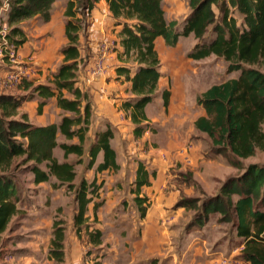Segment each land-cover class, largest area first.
<instances>
[{"label": "trees", "instance_id": "16d2710c", "mask_svg": "<svg viewBox=\"0 0 264 264\" xmlns=\"http://www.w3.org/2000/svg\"><path fill=\"white\" fill-rule=\"evenodd\" d=\"M101 0H69L66 11L63 63L50 85L34 86L25 83L24 89H33L39 97H56L57 106L64 112L60 124L39 127L31 124L26 114L20 115L25 97L0 94V244L13 218L20 214L18 189L8 175L16 159L31 163L34 183L50 182L54 188L67 186L75 191L78 203L74 227L79 236L83 230L88 243L103 244L101 230H91L88 211L101 186L97 179H82L78 186L75 166L59 162L54 150L60 147L64 157L84 155L86 132L91 122L88 95L77 86L78 72L87 56L82 55L80 36L87 26L86 20ZM110 14L121 27L116 57L111 61L119 77L131 82L132 98L124 102L135 125L134 134L141 138L147 121L145 109L158 97L162 78L161 60L156 41L163 38L168 47L177 46L181 37L193 35L199 44L190 58L200 61L211 56L227 63V72H240L238 78L228 79L206 90L197 99L207 116L199 118L196 128L205 133L212 143L213 153L229 155L233 167L240 168L237 160L248 159L257 151H264V0H190L191 14L182 29L176 21L168 22L163 0H104ZM56 0H7L10 40L23 45L26 34L20 27L24 21L51 19ZM239 16L237 18V16ZM243 20L239 23V20ZM213 32L210 38L209 31ZM90 57V56H89ZM66 93L68 95H66ZM171 93H162L164 107L168 108ZM45 102H41L39 113ZM73 115V116H72ZM61 133L67 140L77 138L79 144L57 142ZM114 133L110 128L99 132L89 149V168L96 173L118 171L117 153L112 147ZM102 161L96 165L99 155ZM234 157V158H233ZM44 165V169L41 168ZM151 174L143 163L138 164L133 192L138 210L145 216L147 199L139 196L145 186L151 185ZM155 176V175H154ZM233 197H237L234 201ZM95 204L94 217L97 218ZM177 207L220 213L224 219H237V235L243 241L242 256L246 264H264V166L252 164L238 178H229L221 188L219 197L196 206L194 198L182 197ZM54 237L49 251L50 259L64 260V228L54 225ZM151 264H157L153 261Z\"/></svg>", "mask_w": 264, "mask_h": 264}, {"label": "rangeland", "instance_id": "374dc122", "mask_svg": "<svg viewBox=\"0 0 264 264\" xmlns=\"http://www.w3.org/2000/svg\"><path fill=\"white\" fill-rule=\"evenodd\" d=\"M68 1L56 0L52 9V15L55 16V19L60 20L64 27L67 20L65 11ZM189 3L190 0H163L167 20L176 21L179 29L183 28L191 14ZM106 12L109 14H107L108 17L111 18L109 20L110 24L106 25L110 31V35H112L111 32L114 33L121 30V27L116 26V20L110 14L107 3L101 0L92 11L91 17L86 20L87 26L83 29L80 36V40H82L80 41V48L82 51L84 50L85 57L87 56L88 58L85 66L83 63L82 69L78 72L77 84L81 83L84 86L83 82H85L87 85H91L99 79L90 80L87 71L90 58L96 52L101 42L103 43L104 40L110 41L112 42L113 50L118 48L117 39H114V36H110L111 38L105 37V39L103 38L98 43L96 42V45L94 44L97 40V38L92 36L93 31H91V27L95 22L94 16L98 13L103 20V15ZM8 13L7 0H0V22L8 21ZM104 19H106L105 21L108 20L107 17ZM242 21L240 19L239 23L241 24ZM23 23L20 26L21 28L29 26L32 29L30 31L34 32L37 27L41 28L44 21L37 18L28 20V23L27 21ZM208 36L210 38L213 36L211 30ZM27 39L28 41L30 40V38ZM197 44H199V41L193 35H190L188 37H181L177 46L174 48L170 47L168 50L170 52H177L181 56L178 59H182V61L185 59L186 62H192L195 66V70H192L193 73H191V79L194 82L193 85L199 87V89L194 90L190 106L194 105L196 109L203 110L204 108L197 103L198 97L214 85L228 79L238 78L240 72L228 74L227 63L216 56H211L200 61L190 58V53ZM21 48L23 49V45L20 46ZM20 51L22 52V50ZM36 52L32 46L26 51V57L28 59L31 58V64L35 69H37V66L34 65L35 62L32 54ZM115 58L117 57L114 52L112 61ZM164 58H166L165 55ZM116 64L118 65L119 62H116ZM116 64L110 66L108 72H111V69H113L116 74L115 81L125 82L124 78L119 77L116 70H114ZM164 64L167 66V63ZM85 70L86 72H84ZM82 74H85L83 76L85 80L81 79ZM171 76L175 79L173 74L167 73V77L165 76V83L167 82L168 86L166 85L164 91L170 89L172 83ZM20 86L9 92L0 90V94L18 96L19 92L17 90ZM33 98L31 95L29 100ZM128 100L130 99L121 98L120 100H116L114 107L117 106V110H123L124 102ZM87 102L92 105L91 95H88V100L84 101V104ZM152 103L154 104L155 100ZM41 113L38 114L41 115ZM167 114L168 110L164 107L165 131L168 130L165 120ZM194 114L197 115L198 113L194 112ZM186 121L185 124L178 125L177 130L181 134H177V137L186 136L189 141L185 142L184 148L181 147L175 150L176 148L174 147L171 153L165 151L164 153L159 152V144L154 141L160 127L162 128L158 120L149 119L148 122L143 124L145 132L141 138H136L134 134L135 125L133 124L131 130H129V134H123L116 141L117 148L115 147V149L121 155V164L119 165L121 169L116 172L109 171L104 176H98L95 166L92 169L88 166L90 161L89 149L96 141H93V138L94 134L97 136L99 133L97 130L93 129L88 133V129L86 132L87 137L85 136L86 142L83 145L84 155L82 157H78L75 154L64 157V152L60 147L54 150V156L59 162L67 161L75 166L77 176L74 183L76 186L79 185L82 179L91 182L95 178L97 179V184L101 186L99 195L93 201L94 205L100 204L97 207L96 219L94 217L96 210L94 211V207L90 209L91 230L99 229L103 234V244L98 247L88 243L84 230L81 236L77 234L73 218L76 214L74 213V209L78 208V203L75 199V191H71L66 185L59 186V188L65 187L64 189H66L64 193L62 191L59 194L61 195L58 198L60 200L57 199L55 204L54 202L47 201L42 206L46 207L49 204L53 209L48 208L45 212H39L41 214L39 217V214L34 210L39 208L38 200H40L41 194H43L42 187L34 183V176L30 170L31 163H22L23 160L21 158L16 159L8 175L15 180L19 196L18 205L21 211L19 215L13 218L7 231L2 236L0 264H23L24 262L21 260V257L29 254V248H51L55 223H59L64 228V260L62 262L55 261L48 257L49 251L45 255L43 251L40 253V251L36 250L38 256L40 258L43 257L41 259L43 260L42 264H151L153 261H157V264H218L217 261L220 259H226L230 261V264H246L242 256L244 244L242 239L237 235V219L235 217L224 219L220 213H206L202 209L200 211L186 209L177 207L176 204L182 197L194 198L196 206L199 207L205 201L207 202L219 197L223 184L229 178H238L244 173L245 168L252 164L264 166V151H257L254 156L248 159H237L241 167H233L230 163L232 158L229 155H216L213 153L210 139L205 133L200 132L196 128V122L190 123V121ZM90 126L91 122L89 128ZM110 127L112 130L114 129L112 126ZM57 142L59 144H79L77 138L67 140L59 132L57 134ZM152 150L159 152L160 155H164V166L167 169L164 174V216L159 220L157 225L144 231L143 223L147 215H149L148 212L153 209L154 203L148 197H141L147 199L144 205L146 213L142 217V213L138 210L134 201L135 196L132 193L134 183L131 182L135 172L133 170L134 164L138 165L140 162H148L147 165H150V160L144 156ZM199 150L204 152L203 160L201 158V160L195 161L193 156L200 154ZM99 159L100 157H98L96 165ZM44 167V165H41L42 169ZM52 180L51 182H45L44 185L52 187L56 182L54 178ZM107 183V188L104 189L103 187ZM233 199L235 201L237 197H233ZM51 223L52 238H42V241H39L38 245H35L36 235L44 228L47 232ZM148 241L152 245V251L149 254L141 252V249L145 248ZM24 249L28 250V252ZM30 251L32 252V250Z\"/></svg>", "mask_w": 264, "mask_h": 264}, {"label": "crops", "instance_id": "0c3cea01", "mask_svg": "<svg viewBox=\"0 0 264 264\" xmlns=\"http://www.w3.org/2000/svg\"><path fill=\"white\" fill-rule=\"evenodd\" d=\"M107 14L108 12L105 13L106 16L103 15V20L102 18H100L98 13L94 16L95 22L91 27V31H93L92 36L94 38H97V40L94 43L95 45L98 43V41L102 40L103 38L105 39V37L111 38L110 36L112 37L114 36L113 37L114 39H119L118 31L114 33L111 32L112 35H110L109 33L110 31L106 27V25L110 24L109 20H111V18L108 17L109 14L108 15ZM105 17H107L108 19L107 21H105L106 20L104 19ZM168 22H172V21H168ZM22 30L26 34V38H30L29 41L27 39V41L23 44V49L22 48L20 49L22 50L21 53L23 54V56L25 57L27 56L26 51H28L29 47L31 46L34 51H37L36 53L32 54L35 62L34 65L37 66V73L30 81L31 82L34 81V86L50 85L54 79L55 74L58 72L59 68L63 63L64 56L62 54V50L67 45L68 42L65 36V27L63 23L60 20L55 19L54 15H51L50 21L44 22L41 28L37 27L36 30L34 29L35 30L34 32L30 31L32 29H30L29 26H27L26 28H22ZM156 49L161 60L162 78L159 82V86H158L159 95L155 99V103L148 104L145 109L147 116L146 122H148L149 119H155L161 123L162 128L160 127L159 133L156 134V139H154V141L159 144V152L164 153L165 151L171 153L174 147L176 148L175 150L181 147L184 148L185 142L189 141V139H187L186 136H182L181 138L177 137V134H181L180 131L177 130L178 125L185 124L186 120H187L186 122L190 121V123L191 122L194 123L197 121L198 118L206 117L207 114L204 109L199 110L196 109L194 105L190 106L192 97L194 96L193 93L194 90L199 89V87H195L193 85L194 82L191 79L192 77L191 73H193L192 70H195L194 69L195 66L192 64V62L187 61L188 62L187 63L185 59L183 61L182 59H178L181 56L177 52H170L168 50L170 49V47H168L165 44L163 38H159L156 41ZM81 52L82 55L85 57L84 50ZM164 55L166 56V58H164ZM164 63H167V66ZM111 70H112L111 72H108L105 76L99 78L96 82H94L91 85H87L85 82L82 81L84 86L81 83L77 84V86L79 87V89L83 94L91 95L92 98V105H91L92 120L88 133L91 132L93 129L97 130V132H103L107 128L111 129L110 126H112L114 129L111 130L115 135L112 141V147H114V150L117 153V162L120 165L121 155L120 152L115 149V147L117 148L116 141H118L119 138L123 136V134L125 135L129 134V130H131V126L133 125V123L131 121L130 113L126 111L124 106L122 107L123 110H117V106L114 107V103L116 100H120L121 98L131 99L133 96L131 93V82H127V81L121 82L118 80L115 81L116 74L114 73L113 69ZM84 72H86V70ZM4 73H5V67L3 66V64L0 63V75ZM167 73H169L170 75L173 74L175 76V79H173V77L171 76L172 83L170 89H167L170 91L171 96H170L169 106L167 108L168 114L167 117H165L167 123L166 128L168 129L166 130L167 131L166 133V131L164 130V106L162 100L163 99L162 93L164 92V89H166V85L168 86V83L167 82L165 83V76L167 77ZM198 73H199V69H198ZM84 75L82 74L81 79H83ZM110 77L111 79H109ZM25 83H23L20 86V88H18L17 90L19 92L18 96L26 98L22 108L20 109V115L26 114L28 116L29 122L39 127H44L51 124H60L64 112L57 106L56 97L50 99L41 98L38 96L37 93L32 92L33 91L32 88L25 90L23 86L25 85ZM31 95L34 98L29 100ZM66 95L68 94L66 93ZM41 102H45L46 105L43 107L42 113L40 115L38 114L39 113L38 109ZM194 112L198 114L196 115L194 114ZM95 140H96V136L94 134L93 141ZM159 152L152 150L146 156H144L145 158L150 160L149 162L150 165H147L148 162H143V164L145 163L149 173L152 175L151 185L143 187L139 196L148 197L154 203L153 209L148 212L149 215H147V218L143 223L144 231L153 228L155 225L159 223V220H161V218L164 216V179H165L164 174L166 173L167 169L164 166V155H160ZM199 153L200 154H196L195 156H193L195 161L201 160V158L203 157L204 152L199 150ZM99 157L100 159L98 160V164L102 161V154H100ZM137 168L138 165L134 164L133 170L135 172L131 183L135 182ZM107 172L109 171L98 173V176L101 175L104 176L107 174ZM52 178L50 182L53 181ZM107 185L108 183L103 188L104 189L107 188ZM39 186L42 187L43 194H41V198L40 200H38L39 208L35 209L34 211L38 213L40 217L41 212H45L46 209L48 208L53 209L51 208V205L49 206V204L46 207H42V206L45 203H47V201L51 203L54 202L55 204L57 199L61 196L59 194H61L62 191L64 193L66 189H64L65 187L54 188V186L52 187L45 186L44 183L39 184ZM132 193L136 197V193L134 192ZM92 204L90 205L88 211L89 217H91L90 209H92L94 205ZM76 212L77 209L75 208L74 213ZM73 224H74V218H73ZM45 237H49L50 239L52 238V223L48 227L47 232L45 231V228L39 231V233L36 235L35 238L36 239L35 245H38V242L42 241V238L45 239ZM151 248H152L151 242L148 241L146 242L145 248L141 249V252L149 254L152 251ZM29 249L32 250V252L30 250L28 252V250L24 249L29 254L28 255L26 254L23 257H21V260H23L24 262L23 264H42L43 260L41 259H43V257L40 258L36 250L40 251V253L43 251L45 255H47V251H50V248H29ZM65 249L67 250V248ZM66 260H67V253H66Z\"/></svg>", "mask_w": 264, "mask_h": 264}, {"label": "built area", "instance_id": "2783aa9c", "mask_svg": "<svg viewBox=\"0 0 264 264\" xmlns=\"http://www.w3.org/2000/svg\"><path fill=\"white\" fill-rule=\"evenodd\" d=\"M11 28L7 22L0 23V62L5 67V73L0 75V90L9 92L30 81L37 73L31 64V58L24 57L20 46L10 40ZM112 42L104 40L90 58L88 75L90 80L105 76L111 66L113 53ZM8 259V258H7ZM218 264H230L226 259H220Z\"/></svg>", "mask_w": 264, "mask_h": 264}]
</instances>
